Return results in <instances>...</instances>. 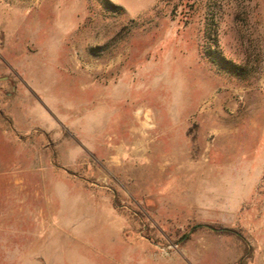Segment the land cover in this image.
<instances>
[{
	"label": "rangeland",
	"instance_id": "1",
	"mask_svg": "<svg viewBox=\"0 0 264 264\" xmlns=\"http://www.w3.org/2000/svg\"><path fill=\"white\" fill-rule=\"evenodd\" d=\"M0 264H264V0H0Z\"/></svg>",
	"mask_w": 264,
	"mask_h": 264
},
{
	"label": "trees",
	"instance_id": "2",
	"mask_svg": "<svg viewBox=\"0 0 264 264\" xmlns=\"http://www.w3.org/2000/svg\"><path fill=\"white\" fill-rule=\"evenodd\" d=\"M107 5H109L110 7L116 8V9H121L117 6L112 5L109 2H106ZM210 57L212 58V60L214 62H218L221 66L225 67L227 70L235 72L237 70L236 66H234L231 62L227 61L226 59H224L220 54H218L217 52H210L209 53Z\"/></svg>",
	"mask_w": 264,
	"mask_h": 264
},
{
	"label": "crops",
	"instance_id": "3",
	"mask_svg": "<svg viewBox=\"0 0 264 264\" xmlns=\"http://www.w3.org/2000/svg\"><path fill=\"white\" fill-rule=\"evenodd\" d=\"M57 258V257H56Z\"/></svg>",
	"mask_w": 264,
	"mask_h": 264
}]
</instances>
